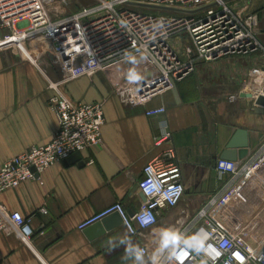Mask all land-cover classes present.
I'll list each match as a JSON object with an SVG mask.
<instances>
[{
	"label": "crops",
	"instance_id": "crops-1",
	"mask_svg": "<svg viewBox=\"0 0 264 264\" xmlns=\"http://www.w3.org/2000/svg\"><path fill=\"white\" fill-rule=\"evenodd\" d=\"M225 2L233 12L257 16L256 37L264 52V0ZM51 58L47 43H0V166L32 146L48 145L58 129L48 106L54 92L47 82L60 80ZM262 60L257 52L197 63L193 74L143 106H125L114 94L117 69L68 82L61 89L73 102L103 104L102 142L79 153L78 162L64 161L44 171L41 183L28 181L1 196L9 212L30 220L33 237L26 242L0 233V264H133L131 256L123 259L125 248L119 239L140 248L160 244L163 229H174L182 213H198L223 189L230 177L219 179L215 166L237 130L248 132L249 153L236 162L249 161L264 144V107L242 97L260 88L252 72ZM151 76L146 70L140 82ZM156 108L165 113L146 116ZM165 132L169 140L156 146L155 138ZM165 150L174 153L184 194L177 207L160 212L155 227L137 238L129 237L122 226L96 239L77 229L116 203L127 214L136 212L143 202L137 190L142 169ZM248 192L243 197L260 196L259 211L264 212V166ZM235 209L231 200L222 211ZM144 260L151 264L148 257Z\"/></svg>",
	"mask_w": 264,
	"mask_h": 264
},
{
	"label": "built area",
	"instance_id": "built-area-1",
	"mask_svg": "<svg viewBox=\"0 0 264 264\" xmlns=\"http://www.w3.org/2000/svg\"><path fill=\"white\" fill-rule=\"evenodd\" d=\"M53 1L0 0V43H47L51 64L60 73L58 82H47L54 92L48 106L58 122L52 141L46 146H32L0 166V233L17 235L26 242L33 237L30 220L18 212H9L2 205L1 196L28 181L41 183L44 171L102 142L103 104L73 102L62 92L63 86L109 68L117 69L114 94L125 106H143L184 80L197 63L250 56L262 49L256 37L257 16L233 12L225 0H96L94 6L56 21L47 7ZM126 52L136 60L135 64L124 59ZM133 68L141 76L150 70L152 76L130 83L126 73ZM252 75L260 87L252 94L254 99L264 97L261 71L254 70ZM164 113V108L149 109L146 116ZM169 137L165 132L155 138V145L161 146ZM174 160L173 151L165 150L144 166L137 190L145 201L132 215L116 203L84 220L77 229L83 231L114 213L119 214L122 227L131 238L155 227L160 212L177 207L184 194L181 171ZM263 166L264 144L245 163L218 160V178L229 176V180L198 213H182L174 227L182 236L199 233L205 252L195 254L181 247L171 260V249H161V243L152 249L142 246L151 264L153 255L158 264H199L201 258L208 264H264V212L258 206L261 198L243 197ZM231 200H235L237 211L228 219L221 216L220 222L219 214ZM248 213H256L251 222L259 225L254 228L258 233L253 231L252 237L234 231L243 221L240 216L246 219Z\"/></svg>",
	"mask_w": 264,
	"mask_h": 264
},
{
	"label": "clouds",
	"instance_id": "clouds-1",
	"mask_svg": "<svg viewBox=\"0 0 264 264\" xmlns=\"http://www.w3.org/2000/svg\"><path fill=\"white\" fill-rule=\"evenodd\" d=\"M124 59L130 63L135 64L136 60L131 57L130 53H125ZM126 78L130 83L139 82L142 79L141 74L136 69H130L126 73ZM161 235V249H171L169 255L171 260H174L177 256V249L183 247L195 254H202L205 252V242L202 236L197 233L191 236H182L181 233L175 231L172 228L163 229L160 233ZM110 246H114L112 240L108 241ZM119 245L125 248V257L131 256L133 258V264H145V251L139 246L132 245L130 240L121 238L119 239ZM152 264H158L155 255L152 257ZM199 264H208L207 260L201 258Z\"/></svg>",
	"mask_w": 264,
	"mask_h": 264
},
{
	"label": "water",
	"instance_id": "water-1",
	"mask_svg": "<svg viewBox=\"0 0 264 264\" xmlns=\"http://www.w3.org/2000/svg\"><path fill=\"white\" fill-rule=\"evenodd\" d=\"M242 97L254 98L252 94H245ZM255 105L257 107H264V97L258 96L255 99ZM248 146H249L248 132L246 130L239 129L237 130V132L234 134L233 138L229 142L221 159L231 162H236L238 160L241 161L248 156L249 153ZM78 161H79V155L73 154L65 162L67 164V163H75ZM142 201L143 202L145 201L143 197H142ZM121 226H122L121 217L119 216V214L114 213L88 226L85 229V234L89 239H96L104 236L106 233L115 230Z\"/></svg>",
	"mask_w": 264,
	"mask_h": 264
},
{
	"label": "rangeland",
	"instance_id": "rangeland-1",
	"mask_svg": "<svg viewBox=\"0 0 264 264\" xmlns=\"http://www.w3.org/2000/svg\"><path fill=\"white\" fill-rule=\"evenodd\" d=\"M96 2H97L96 0H67L66 3H61L60 0H54L52 6L49 5L50 7L49 6H47V7L49 9L50 16H51L52 20L56 21V20H59L60 18H62L63 16L71 15V14L79 11L80 9L92 7V6H94L96 4ZM259 52L262 53L263 60H262L261 67H259L256 70L261 71V74H262L261 77L263 78L264 77V52H263V49H261ZM194 71H195V68H194ZM194 71L191 74H193ZM235 211H237V210L228 211L226 213L223 212L224 214L221 213V215L219 214V217H218L219 221L222 222L221 219H220V218H222L221 216L224 215L223 218H227L228 219V215L229 216L233 215V213H236ZM255 215H256V213H252V214L248 213L246 215V219L242 218L240 216L241 220H243V221H242V223H239V224L242 225V226L238 225L237 227L234 228V231L236 233H239L240 235H247V236H250V237L253 236V234H252L253 231H256V233H258V230H255V229H258L259 225L255 226V224H253L251 222L254 219ZM246 224L248 225V228L247 227L244 228V225L246 226Z\"/></svg>",
	"mask_w": 264,
	"mask_h": 264
}]
</instances>
